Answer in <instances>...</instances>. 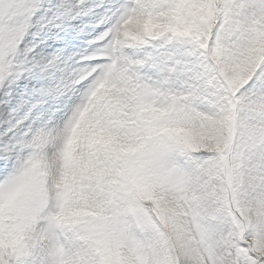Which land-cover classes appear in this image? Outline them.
<instances>
[{
	"label": "snow or ice",
	"instance_id": "obj_1",
	"mask_svg": "<svg viewBox=\"0 0 264 264\" xmlns=\"http://www.w3.org/2000/svg\"><path fill=\"white\" fill-rule=\"evenodd\" d=\"M0 264H264V0H0Z\"/></svg>",
	"mask_w": 264,
	"mask_h": 264
}]
</instances>
